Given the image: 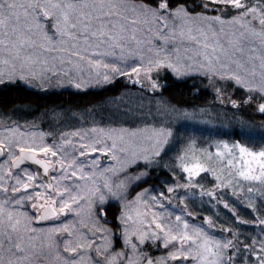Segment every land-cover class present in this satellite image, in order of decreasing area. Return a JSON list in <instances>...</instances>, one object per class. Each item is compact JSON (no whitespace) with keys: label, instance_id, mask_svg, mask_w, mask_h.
<instances>
[{"label":"snow or ice","instance_id":"snow-or-ice-1","mask_svg":"<svg viewBox=\"0 0 264 264\" xmlns=\"http://www.w3.org/2000/svg\"><path fill=\"white\" fill-rule=\"evenodd\" d=\"M177 36L202 44L203 60L193 61L195 67L168 52L166 45ZM164 68L176 76L202 72L214 84L232 81L246 90L244 95L231 99L216 87L217 98L237 111L247 105L264 114V0H0V83L56 79L80 89L131 74L135 83L147 81L155 91L166 85L152 73ZM171 111L182 112L175 106ZM3 132L0 264H264V199L258 208L250 198L254 192L264 197V146L255 150L239 139L217 140L215 152L201 149L198 154L189 140L169 166L181 175L167 186V195L159 191L149 197L151 190L143 189L129 199L130 183L143 182L146 175L130 170L140 161L145 168L158 164L175 139L173 128L163 123L94 126L60 133L51 144L43 132L39 141L36 133L24 139L28 134L19 127ZM102 153L113 161L103 168ZM25 161L41 166L43 175L21 169ZM54 169L57 174L49 180ZM201 173L214 178L210 190L196 181ZM226 186L234 194L246 191L248 207L260 215L242 221L235 205L217 196V189ZM196 188L229 209L231 223L259 225V235L218 227L211 215L196 218L179 194ZM173 199L179 201L178 211L166 207ZM29 203L35 215L24 210ZM66 214L75 219L34 226ZM148 247L163 248L166 255L153 257L144 251Z\"/></svg>","mask_w":264,"mask_h":264},{"label":"trees","instance_id":"trees-1","mask_svg":"<svg viewBox=\"0 0 264 264\" xmlns=\"http://www.w3.org/2000/svg\"><path fill=\"white\" fill-rule=\"evenodd\" d=\"M160 84L166 86L155 91L147 90L142 88L141 84L122 76H115L108 83L94 88L39 90L28 88L18 80L2 82L0 83V116L14 121H37L42 128L50 127L58 132L61 127H65L62 123L65 124L68 120L76 123L70 127L89 126L87 115L101 117L106 111L121 115L115 119L114 123L118 122L116 125L133 126L154 121L173 128L175 139L170 145H166L167 154L162 153L158 164L145 168L144 162L139 163V170L146 171L143 183L138 185L140 188L143 184L164 188L167 184L176 182V177L181 175L180 169L175 168L174 175L173 169L169 166L173 165L178 149L183 143L196 135L215 137L229 142L239 139L254 149L264 146V141L261 140V135L264 134V114H260L254 107L245 105L237 111L232 105L220 104L215 98H210L211 95L203 78L194 74L176 78L170 72H166L162 75ZM167 105L186 111L199 109L201 115L207 116V122L194 123L171 119L163 112ZM151 112L157 116L153 114L155 116L152 117L147 114ZM129 115L135 117L130 123L125 120ZM98 120L106 123L103 119L98 118ZM110 120L108 119L106 124L110 123ZM246 133H251L250 139L245 137ZM195 179L204 185L205 190L211 189L215 183L214 178L205 173H201V176ZM196 190L199 192L197 193ZM192 193L193 197L188 198L186 203L196 216L211 215L214 220L216 218L218 226L223 224L226 227H239L245 235H259V225L242 223L243 220L251 221L260 215V211L254 212L248 207L249 194L246 191L234 194L229 187L217 190L220 199L227 200L237 208L242 221L235 224L231 223L232 213L229 209H225L219 200L210 201L206 194L201 196L199 188L192 190ZM250 198L258 208L260 201L264 199L258 192ZM116 207V204L112 205L113 210Z\"/></svg>","mask_w":264,"mask_h":264},{"label":"rangeland","instance_id":"rangeland-1","mask_svg":"<svg viewBox=\"0 0 264 264\" xmlns=\"http://www.w3.org/2000/svg\"><path fill=\"white\" fill-rule=\"evenodd\" d=\"M209 14L211 15L212 13L210 12ZM209 42H212V38L211 37H209ZM156 44H157V46H160L162 44V42L157 40ZM166 47H167L168 52L173 55V58H176V56L178 55L183 61H185V62H187L189 64H192L193 67L196 66L195 64H193V61H201V60H203V55L202 54L204 52V49H203L202 44L198 45L194 41L188 40L187 38H183L182 39L179 36H177V39L175 41L169 40V42L166 45ZM177 50H179V51L177 52ZM208 52L210 53L211 49H208ZM244 55H247V54L245 53ZM146 57H147V53H146ZM189 57H191V60L188 59ZM107 59L110 60V61H114L115 60L114 57H108ZM85 63H86V61H85ZM258 63L259 62L257 61V66H258ZM166 72H170L176 78H182V77H184L186 75H193V74L196 75V76L202 77L205 86L208 88L209 95H211L210 98H215L216 101L220 102V104H223V105H231V104L226 102V101L222 102L221 99L217 98L218 94H217V92L215 90L216 87H222V91L224 93V97H230L231 99H240L244 95V93L246 91L245 89H243V88H241L239 86H235L234 82H232V81H217L214 84L206 76H204V74L202 72L201 73L191 72V73H187L184 76H176L175 73H173L171 69L164 68V69L159 70L158 73H157L156 70H154L153 73H152V77H153V79H157L160 82L162 75L164 73H166ZM72 74H73V76L77 75L75 70H73ZM83 75H84L85 78H87V76H88L87 68L84 69ZM116 76H122V77L127 78V79H129V80L134 82L133 79H130L131 74H128V75H116ZM142 79H143V77H142ZM17 80L19 82H21L22 84H24L26 87L32 88V89H39V90H53V89L59 90V89H63V88L77 89L70 83H57L56 79L50 80L47 84H41L40 81H38V80L37 81H33L32 83H29L28 81H25V80L16 79V80H13L11 82H14V81H17ZM4 82H8V81H4ZM138 84H141L142 85L141 87L144 88V89L146 88L147 90H152L151 87L148 85L147 81H144L143 83H138ZM102 85H104V84L91 83L87 87L80 88V89H77V90L86 89V88H94V87H99V86H102ZM172 107H173L172 105H170V106L167 105V107L163 109V112L167 113L168 117L171 118V119L182 120V121L188 120V121H191V122H194V123H205V122H207V119H206L207 116H205L204 114L201 115L200 114L201 111L199 109L198 110H191L190 109V110H187V111L186 110H182V112L179 115H177L176 113H173L171 111ZM157 111H158V109H157ZM147 114L152 115V117L155 116V115L157 116V114H155L154 112L147 113ZM153 114H155V115H153ZM119 116H121L119 113L112 114V113L106 112V111L103 112V116H101V117H98L96 115L95 116L87 115V124H90L89 126L81 125V126H77V127L76 126L70 127V126L75 125L76 123L73 120H68V121H66L65 124L62 123V126L70 127V128L61 127V129L58 132L54 131L53 129H50V127L47 128V129L42 128L37 121H32V120H29V121H14V120H11V119H8V118L0 116V135H4L3 129L6 128V127H19V129L22 132H25V133L28 134V135H26L24 137V139H29L30 140V139L33 138L31 136V133H36L35 139L37 141H39V139H40V135L39 134L41 132H43V133H45L44 141L46 143L51 144V143H53V141H59L60 133L72 132V131H75L77 129H81V130L88 129L90 131L91 128L94 127V126L97 127V128H117V129L121 128V127H123V128H137V127L143 128L145 124H151V125H154L156 127L160 126L159 123L154 122V121H152L150 123H145V124L144 123L143 124H134L133 126L116 125L118 122L115 124L114 121H116L115 119L117 117H119ZM128 117L129 118H125V120L128 121L129 123L135 119V117H133L132 115H129ZM98 118L105 120L106 123H107L108 119L109 120L111 119V120H110V123L106 124L103 121H99ZM195 138L198 139L199 141H197ZM206 138H207V140H204ZM190 140H194L195 141V148H196V150H197V152L199 154V150H201V149H209L210 151L215 152V141L222 140V139H217L215 137H205V136L201 137L200 135H196V136H194L193 139H190ZM188 141L189 140H187L185 143H183V146L178 149L179 151L177 152V155L187 145ZM109 143H111V142L109 141ZM200 143L202 145H199ZM255 150H259V149H255ZM97 155L98 154H96V153H92L91 154L92 157H95ZM3 159H5V158L4 157H0V162H2ZM140 162H143V161H140ZM112 163H113V161L110 159V157L108 156L107 153L99 154V164H100L101 168L106 167V166H108V165H110ZM86 166H89L87 164V162H86ZM25 168L28 169V171H30V172H34L28 165L22 164L21 165V169H25ZM57 168H58V166H57ZM130 171H131L132 174H135V173H139L141 171V169L139 170V168L133 167ZM55 174H57L55 169L50 171L49 174H48L49 180H51V177L53 175H55ZM208 174L211 176L210 173H208ZM145 177H146V175L144 177H142V180H144ZM140 183H143V182L132 181L130 183V189H129L130 190V195L128 197L129 199H132L133 197H135L136 193L140 192L143 189H150L151 190L149 192V194H148L149 197L152 194V192H159V191H165V195H167L166 188H167V186L169 184H167L164 188H160V187H157V186H152L150 184H143V186L140 188L138 186ZM131 184H135L136 186L132 187ZM226 187H228V186H226ZM229 188L233 190L232 187H229ZM217 190H219V189H217ZM196 192L198 193L199 190H196ZM179 194L184 197V203L185 204H187L186 200H188V198L190 199L191 197H193V193L192 192L191 193L186 192V190H184V189H180L179 190ZM146 198H148V197H146ZM198 199H200V198H198ZM165 204H166V207H168L170 210H173V211H178L179 210L177 208V205L179 204V201H177L175 199H173L171 205H168L167 202H165ZM180 207H183V205H180ZM24 210L28 211L30 215H35L36 214L35 213V209L31 208L30 203L27 204L24 207ZM187 211H190L189 208H187ZM212 211H214V210H212ZM196 218H199V216H196ZM74 219H75L74 214H66L65 216H62L59 219L52 218V219H49L47 221L35 222L34 226L36 228H48V227H51L53 224L59 225V224L64 223L66 220L73 221ZM215 220H216V218H215ZM216 222H217V220H216ZM224 235H227V233H225ZM144 251L148 252L153 257H160V256H163V255H166V250L163 249V248L148 247V248H145Z\"/></svg>","mask_w":264,"mask_h":264},{"label":"water","instance_id":"water-1","mask_svg":"<svg viewBox=\"0 0 264 264\" xmlns=\"http://www.w3.org/2000/svg\"><path fill=\"white\" fill-rule=\"evenodd\" d=\"M24 164H27L31 167V169L35 172V171H39L41 173V175H43V169L41 166L39 165H36L34 162L32 161H25ZM49 179V177H48ZM40 222V221H38Z\"/></svg>","mask_w":264,"mask_h":264}]
</instances>
